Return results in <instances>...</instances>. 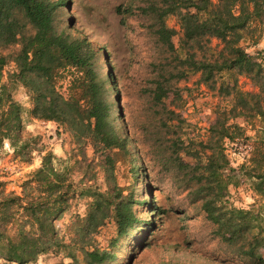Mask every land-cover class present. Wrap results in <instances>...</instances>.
I'll list each match as a JSON object with an SVG mask.
<instances>
[{"label": "trees", "instance_id": "obj_1", "mask_svg": "<svg viewBox=\"0 0 264 264\" xmlns=\"http://www.w3.org/2000/svg\"><path fill=\"white\" fill-rule=\"evenodd\" d=\"M64 0H0V48L19 44L15 53L0 54V148L7 140L15 157L30 161L33 142L23 137L27 117L53 121L69 148L60 158L47 151L40 166L22 181L20 193L6 192L0 182V262L34 264L44 254L63 255L53 264H111L121 238L135 231L142 219L135 207L130 183L118 182L119 164L130 165L137 175L128 139L120 133L119 115L111 99L112 76L102 70L99 50L73 35L59 18ZM155 42L168 53L176 48V30L166 24L177 16L181 29L174 58L180 69L167 71V80L200 73V82L223 98L206 141L188 142L179 160L184 186L192 203L215 229L213 233L244 264H264V220L259 211L227 205L224 198L235 175L226 153V140L244 135L235 119H256L264 129V49L251 54L240 45L245 31L264 20V0H150L138 7ZM132 14V7L116 6ZM218 43L211 45V40ZM98 56V57H97ZM13 64L2 81L4 69ZM247 78L253 90H243L238 77ZM67 79L64 95L60 82ZM25 89L30 106L13 97ZM169 87L156 81L153 99L160 102ZM180 140V138L178 139ZM88 149L91 154H88ZM252 189L264 198V147L247 165L239 167ZM101 176V181L99 180ZM133 178V179H134ZM133 179L131 183L133 185ZM82 204L83 211L78 207ZM71 218L65 226L68 240L56 221ZM111 219L115 236L100 249L93 235ZM68 259V261H65Z\"/></svg>", "mask_w": 264, "mask_h": 264}, {"label": "rangeland", "instance_id": "obj_2", "mask_svg": "<svg viewBox=\"0 0 264 264\" xmlns=\"http://www.w3.org/2000/svg\"><path fill=\"white\" fill-rule=\"evenodd\" d=\"M64 1L59 12L63 25L73 35L93 44L95 49H101L97 55L104 73L112 76L110 97L116 102L120 133L128 139L137 172L135 178L132 177L127 164H119L116 170L119 184L130 183L134 198L140 202L135 209L142 222L129 236L119 240L115 248L117 257L111 264H244V260L233 253V248L213 233L215 225L206 218L200 204L190 201L183 176L187 170H177L180 159L190 161L181 145L206 141L209 126L216 116V105L225 101L200 82V73L166 79L167 71L176 73L180 69L174 54L184 57L179 48L181 29L177 16L166 18V24L176 30L172 38L176 51L168 53L155 42L146 27L147 18L138 9L150 0ZM118 5L122 9L131 6L132 14L117 12ZM245 34L240 45L247 52L255 54L264 49V20L252 24ZM217 43L216 39L211 40L212 46ZM19 48V44L8 45L0 48V54L15 53ZM12 68L13 64L5 67L3 82ZM158 80L169 87L167 96L160 102H156L152 94ZM66 85L67 79H63L60 90L64 95ZM238 85L243 90H253L250 81L243 76L238 77ZM13 97L29 108L24 88L17 87ZM26 119L22 136L38 137L33 142L30 161L15 157L7 140L0 148V182L6 192L20 193L22 181L40 166L44 153L51 151L64 159L69 148L55 122ZM242 119L246 121L245 129L239 139L247 147L239 157L247 165L256 150L264 147V129L256 119L239 117L235 121ZM87 152L91 154L90 149ZM226 153L229 161L237 162V155L229 144H226ZM238 165L237 169L233 167V172L224 171V175H235L234 183L243 188L240 192H228L229 198L224 200L227 205L259 211L264 220V200L259 197L249 202L246 195L249 182L239 169L242 164ZM78 209L83 211L82 204ZM70 218L67 214L55 223L65 240H68L65 226ZM114 236L115 225L107 219L93 235V243L103 249ZM259 253L264 257L263 249ZM60 258L63 255L44 254L34 264H53Z\"/></svg>", "mask_w": 264, "mask_h": 264}, {"label": "crops", "instance_id": "obj_3", "mask_svg": "<svg viewBox=\"0 0 264 264\" xmlns=\"http://www.w3.org/2000/svg\"><path fill=\"white\" fill-rule=\"evenodd\" d=\"M241 125H243L244 124V122H246V121H243V119L241 120V121H238ZM243 127H244V129H245V126L243 125ZM261 128V127H260ZM248 132V131H247ZM237 162H233V161H230L231 163V166L232 167H234V168H238V167H236L238 164H243L242 163V161L240 160V157L239 156H237ZM239 166V165H238ZM237 171V170H236ZM243 185H241V184H238V183H230L229 184V186H228V192H233V191H235V190H237V191H241L242 190V187ZM243 193V192H242ZM246 195H248V197H249V199H250V201L249 202H251V203H253L254 202V200L255 199H257V198H262L260 195H258L253 189H252V187L250 186V183H247L246 184ZM263 200H264V198H262ZM251 207H252V205H251ZM248 208V207H247Z\"/></svg>", "mask_w": 264, "mask_h": 264}, {"label": "built area", "instance_id": "obj_4", "mask_svg": "<svg viewBox=\"0 0 264 264\" xmlns=\"http://www.w3.org/2000/svg\"><path fill=\"white\" fill-rule=\"evenodd\" d=\"M226 142V144H229L230 148L232 149L233 154L237 156H241L242 154H244L247 145L246 143H243L241 139L235 138L233 140H226ZM226 198H229V194L226 195Z\"/></svg>", "mask_w": 264, "mask_h": 264}]
</instances>
